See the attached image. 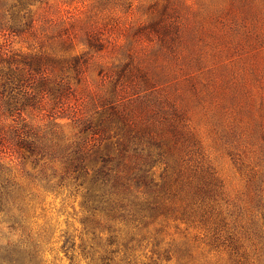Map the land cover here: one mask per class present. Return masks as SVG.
Wrapping results in <instances>:
<instances>
[{
    "label": "rangeland",
    "instance_id": "rangeland-1",
    "mask_svg": "<svg viewBox=\"0 0 264 264\" xmlns=\"http://www.w3.org/2000/svg\"><path fill=\"white\" fill-rule=\"evenodd\" d=\"M17 5L0 0V67L17 70L5 97L22 104L35 137L70 143L77 121L113 110L139 133L160 134L174 120L186 128L183 167L215 179L211 208L193 225L153 223L131 250L109 248L115 264H264V0ZM39 61V71L30 66ZM44 163L49 175L62 168ZM167 168L163 160L156 177ZM41 169L27 161L17 172L21 227L42 264H88L81 246L103 253L104 223L84 208L83 188H49ZM9 225H0L3 242ZM69 238L75 251L66 253Z\"/></svg>",
    "mask_w": 264,
    "mask_h": 264
},
{
    "label": "trees",
    "instance_id": "trees-1",
    "mask_svg": "<svg viewBox=\"0 0 264 264\" xmlns=\"http://www.w3.org/2000/svg\"><path fill=\"white\" fill-rule=\"evenodd\" d=\"M16 1L21 8L29 2ZM42 65L39 61L30 66L39 71ZM14 78L19 75L11 64L0 67V225L6 218L10 223L6 242L0 233V264H42L38 246L16 213L23 210L17 172L27 161L42 167L40 174L49 188H61L66 182L83 188L84 208L99 226L103 221L108 233L103 253L95 245L81 246L88 264H115L112 245L131 250L135 242L146 239L149 225L167 220L193 225L200 212L211 208L212 173L201 168L190 173L183 167L186 146L180 137L187 136L185 126L168 119L160 134L139 133L117 111H105L77 121L79 132L70 143L51 145L35 137L23 122L22 104L5 97ZM46 158L60 159L61 170L47 174V164L41 165ZM163 160L168 168L157 178L154 170ZM92 233L101 245L104 240ZM63 249L74 252L73 239ZM75 259L72 255V262Z\"/></svg>",
    "mask_w": 264,
    "mask_h": 264
}]
</instances>
